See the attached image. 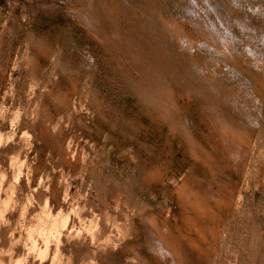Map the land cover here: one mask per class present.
Returning <instances> with one entry per match:
<instances>
[{
    "label": "rangeland",
    "instance_id": "obj_1",
    "mask_svg": "<svg viewBox=\"0 0 264 264\" xmlns=\"http://www.w3.org/2000/svg\"><path fill=\"white\" fill-rule=\"evenodd\" d=\"M0 264H264V0H0Z\"/></svg>",
    "mask_w": 264,
    "mask_h": 264
}]
</instances>
